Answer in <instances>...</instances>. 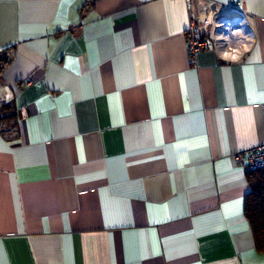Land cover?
<instances>
[{
	"label": "crops",
	"instance_id": "1",
	"mask_svg": "<svg viewBox=\"0 0 264 264\" xmlns=\"http://www.w3.org/2000/svg\"><path fill=\"white\" fill-rule=\"evenodd\" d=\"M190 2L0 0V264H264V0L235 62L190 61Z\"/></svg>",
	"mask_w": 264,
	"mask_h": 264
},
{
	"label": "built area",
	"instance_id": "2",
	"mask_svg": "<svg viewBox=\"0 0 264 264\" xmlns=\"http://www.w3.org/2000/svg\"><path fill=\"white\" fill-rule=\"evenodd\" d=\"M190 6L185 36L191 62L199 50L209 46L223 62L238 61L253 47L255 31L239 0H191ZM235 157L246 170L263 168L264 141L237 151Z\"/></svg>",
	"mask_w": 264,
	"mask_h": 264
},
{
	"label": "trees",
	"instance_id": "3",
	"mask_svg": "<svg viewBox=\"0 0 264 264\" xmlns=\"http://www.w3.org/2000/svg\"><path fill=\"white\" fill-rule=\"evenodd\" d=\"M6 62V58L0 59V70ZM13 116L10 104H2L0 122L8 123ZM246 175L249 190L244 196L243 211L252 229L256 248L264 250V167L247 170Z\"/></svg>",
	"mask_w": 264,
	"mask_h": 264
},
{
	"label": "bare ground",
	"instance_id": "4",
	"mask_svg": "<svg viewBox=\"0 0 264 264\" xmlns=\"http://www.w3.org/2000/svg\"><path fill=\"white\" fill-rule=\"evenodd\" d=\"M238 42V41H237ZM235 44V43H234Z\"/></svg>",
	"mask_w": 264,
	"mask_h": 264
}]
</instances>
